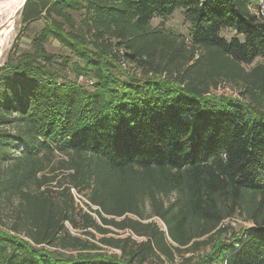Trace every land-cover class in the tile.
<instances>
[{
  "label": "trees",
  "instance_id": "obj_1",
  "mask_svg": "<svg viewBox=\"0 0 264 264\" xmlns=\"http://www.w3.org/2000/svg\"><path fill=\"white\" fill-rule=\"evenodd\" d=\"M259 1L26 3L42 28L0 67V264H264ZM177 10L189 39L152 27Z\"/></svg>",
  "mask_w": 264,
  "mask_h": 264
},
{
  "label": "rangeland",
  "instance_id": "obj_2",
  "mask_svg": "<svg viewBox=\"0 0 264 264\" xmlns=\"http://www.w3.org/2000/svg\"><path fill=\"white\" fill-rule=\"evenodd\" d=\"M9 0H0V4L2 3H6ZM4 14V15H3ZM6 13L3 12L0 17L5 18ZM152 27L153 28H158V27H162L164 30H166L167 32L170 33H174V34H178V35H182L185 38L189 39L190 36V25L189 23L185 20V16L182 12V10H177L170 18L167 19H160V18H156L152 21ZM22 28V24L20 22V17H16L15 19V29H14V33L12 34V36L8 39V41L0 48V67L7 61L8 55L14 50V47L21 50V51H28L31 49L32 45V39L36 33L37 30L42 28V22H35L32 23L28 30L26 31H21ZM235 33L231 30H225L221 33V36L224 37L227 40H230L232 37H234ZM47 50L50 53L59 55V56H63V57H68L71 58L70 62H69V66H68V74L67 76L73 80H77L75 77V73L72 71L73 67H74V62H77L76 59H74L71 55V53L69 51H67L66 49H64L63 47H61L59 45L58 42L56 41H50L47 45H46ZM256 65H264V57L258 58L254 61V63L250 66H246V69H251ZM124 69V68H123ZM128 69V70H127ZM125 71L127 72H132V73H136V71H134L133 69L127 67L125 69ZM138 74V73H136ZM80 84H82L84 87H86L88 90L91 89V81L86 79L85 77H81L80 79L77 80ZM217 95H224V96H232L234 98H240L238 95V91L237 90H232L227 86H221L219 88V90L214 92ZM87 201V198L82 196L81 199V204L80 208H82L84 211H88V209L83 205L85 202ZM95 218L96 215H93ZM155 221H157L160 225L161 223L157 220L154 219ZM228 225L236 232H240L242 230V228L244 227H250V224L245 223L241 218L239 217H235L234 220L229 221ZM72 234H76L74 231H72ZM92 233L96 236V240L98 238H101V235L96 234L94 231H92ZM77 234L82 236V238H86V239H90L92 240L91 237L82 235V231H77ZM108 236H113L112 234L108 235ZM115 236V235H114ZM124 236V235H122ZM96 242V241H94ZM179 262V260H178Z\"/></svg>",
  "mask_w": 264,
  "mask_h": 264
},
{
  "label": "bare ground",
  "instance_id": "obj_3",
  "mask_svg": "<svg viewBox=\"0 0 264 264\" xmlns=\"http://www.w3.org/2000/svg\"><path fill=\"white\" fill-rule=\"evenodd\" d=\"M24 0H9L0 4V15L5 12V18L0 17V48L12 36L15 29V13L21 7ZM4 15V14H3Z\"/></svg>",
  "mask_w": 264,
  "mask_h": 264
},
{
  "label": "built area",
  "instance_id": "obj_4",
  "mask_svg": "<svg viewBox=\"0 0 264 264\" xmlns=\"http://www.w3.org/2000/svg\"><path fill=\"white\" fill-rule=\"evenodd\" d=\"M257 14H259L260 16H264V1L263 0H260L259 3H258V6H257ZM71 193L74 196L76 202L79 203V204H81L82 196L79 195L74 189L71 190ZM81 206H83V205H81ZM92 208L93 209H98L96 207H92ZM87 212H89V211H87ZM90 214H92V213H90ZM92 215H95V214H92Z\"/></svg>",
  "mask_w": 264,
  "mask_h": 264
},
{
  "label": "water",
  "instance_id": "obj_5",
  "mask_svg": "<svg viewBox=\"0 0 264 264\" xmlns=\"http://www.w3.org/2000/svg\"><path fill=\"white\" fill-rule=\"evenodd\" d=\"M29 0H24V2L22 3L21 7L17 10V12L15 13V19L16 17H20V14L24 8V6L26 5V3L28 2Z\"/></svg>",
  "mask_w": 264,
  "mask_h": 264
}]
</instances>
